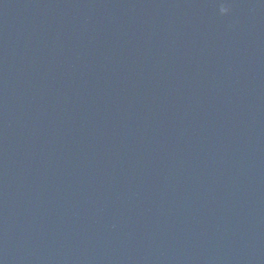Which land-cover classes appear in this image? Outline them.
<instances>
[{"label": "water", "instance_id": "water-1", "mask_svg": "<svg viewBox=\"0 0 264 264\" xmlns=\"http://www.w3.org/2000/svg\"><path fill=\"white\" fill-rule=\"evenodd\" d=\"M0 264H264V0H0Z\"/></svg>", "mask_w": 264, "mask_h": 264}]
</instances>
